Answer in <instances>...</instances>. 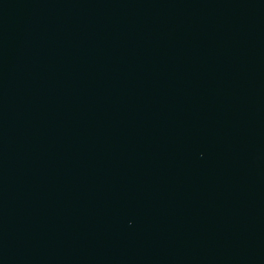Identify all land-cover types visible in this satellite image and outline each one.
<instances>
[{"label":"water","instance_id":"1","mask_svg":"<svg viewBox=\"0 0 264 264\" xmlns=\"http://www.w3.org/2000/svg\"><path fill=\"white\" fill-rule=\"evenodd\" d=\"M0 264H264V0H0Z\"/></svg>","mask_w":264,"mask_h":264}]
</instances>
